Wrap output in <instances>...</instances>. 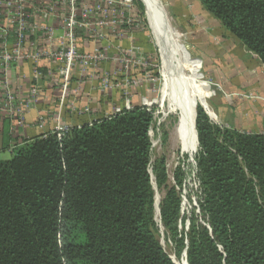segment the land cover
Wrapping results in <instances>:
<instances>
[{
	"label": "trees",
	"instance_id": "1",
	"mask_svg": "<svg viewBox=\"0 0 264 264\" xmlns=\"http://www.w3.org/2000/svg\"><path fill=\"white\" fill-rule=\"evenodd\" d=\"M197 1L264 66V0ZM154 114L134 106L0 156V264H174L157 236ZM196 130L198 214L182 216L164 161L153 167L166 239L187 264H264V135L224 130L200 106Z\"/></svg>",
	"mask_w": 264,
	"mask_h": 264
},
{
	"label": "rangeland",
	"instance_id": "2",
	"mask_svg": "<svg viewBox=\"0 0 264 264\" xmlns=\"http://www.w3.org/2000/svg\"><path fill=\"white\" fill-rule=\"evenodd\" d=\"M60 1L62 0H52V6L54 7V14L52 16L45 17L42 13L40 15L36 14L34 20L40 23H51L56 30L60 31L62 36V22L60 18L66 14V11L62 12L59 5H54L60 3ZM162 1L171 26L178 34L177 38L183 50L182 63L184 64V68L187 70V63L190 62L198 76V90L204 100H196V109L199 106L202 107L210 121L224 130L237 131L244 134L264 135V97H261L254 90L248 89L252 88L253 84L248 83L249 77H246L245 72L240 69V65L236 62L237 55L231 56L229 51L223 50L226 47H222V52L218 49L226 45L237 49L236 39L197 0ZM86 2L92 5L96 0H86ZM134 2L136 7L135 12L138 17L141 14L138 3L144 8V16L142 18L136 17L143 27V31L140 33L141 37L135 38L130 43L132 44L131 47L124 44V41L118 40V43L113 45L112 52L114 51L120 55L118 47L121 51L130 50L131 57L140 65L127 71L124 65L122 69L118 67L122 62L117 61L116 64H112L108 60H103L87 76L78 75V72H76L70 81L73 87L69 90V93L65 94V104H63L64 107H68L71 117L90 114L91 108L87 106V102L83 105L78 102L81 100L79 97L81 90L87 89L85 91L91 97L88 96L86 98L91 101L90 99L94 97V106L97 107L99 105L102 108L110 105L113 106H110L112 108L108 113H105L101 118L96 120L103 119L118 108L125 109L127 103L131 107H134L142 106L145 102L147 107H155L154 123L150 132L152 140V165L150 171L153 175L155 164L161 160L164 161L167 174L166 187L167 189L172 187L177 188L181 199L182 216L189 220L193 216V213L198 214L199 182L197 180L198 166L196 156L199 152V146L196 150V143L195 150L192 153L184 150V133L183 131H178L182 117V112L179 109L180 106L178 102L172 100V97L169 99L166 97L163 101L165 80L163 78L160 55L161 49L158 47L154 33L149 26L143 3L140 0H134ZM80 36L79 48L83 53H93L96 49L103 52L106 47V45L98 44L99 42L96 43V41L90 39V33L81 32ZM36 37H39L41 40L46 38L44 34H37ZM110 54L108 57L111 56ZM253 61L254 59L245 62L253 64ZM107 63L111 65L107 67ZM107 77L112 78V82L108 86L104 83ZM45 80L50 83L49 86H52V90H56L55 92L46 94L51 96L50 103L56 100V106L52 110H47L46 113L45 111L44 113L43 111H38L35 123L39 127V118L43 117V128L48 126L47 123L51 115H56V117L60 115L62 117L64 108L60 106L62 104V92L58 83L61 77L57 76L54 80L52 77L47 78L45 73H43L41 79H36L30 83L28 100L32 103V106L35 107V105L40 104L42 101L41 98H43L42 95L45 91ZM33 86H37L39 90L38 95L34 97L31 95V88ZM74 86H79V89L74 90ZM57 96L58 98L55 99ZM71 98H74L73 101H70ZM202 103H205L206 106L203 107ZM29 107L31 108V106ZM28 112H30L29 109L26 110V115ZM93 122L91 121L88 124ZM55 123H59L58 117ZM17 126L18 128H23L24 124H17ZM67 127L71 128V126L62 125V128ZM24 141L26 140H14L10 144V150L5 149V146L4 152L0 153L1 159L10 160L13 153ZM177 174H182L183 177L181 187L177 186ZM154 187L155 193L159 194L162 201L167 189H159L155 180ZM188 220L185 225L181 226V229L185 232L189 229L190 223ZM157 227L159 229L157 236L164 250L171 257L175 256L172 243L166 239L165 233H161L158 224Z\"/></svg>",
	"mask_w": 264,
	"mask_h": 264
},
{
	"label": "built area",
	"instance_id": "3",
	"mask_svg": "<svg viewBox=\"0 0 264 264\" xmlns=\"http://www.w3.org/2000/svg\"><path fill=\"white\" fill-rule=\"evenodd\" d=\"M52 5V0H0V72L3 81L0 85V115L16 118L19 124H23L28 107L17 100L10 88L8 74L12 66H20L23 62L30 64L35 81L43 76V64L51 65L48 77L54 80L57 76L61 77L58 85L62 92L60 106L63 108L65 94L73 87L70 81L74 74L78 72V75L87 76L101 61L108 59L107 53L113 49L111 35L119 41L129 39L132 43L143 31L140 21L133 14L136 9L134 0H96L92 5L86 0H62L54 4L59 5L62 12L66 11L60 18L62 36L58 46H55L56 28L51 23L34 20L36 14L52 16L54 14ZM125 28H130L128 33L124 32ZM81 32L90 33V39L106 45L103 52L95 50L93 53H83L79 48ZM37 34L46 36L44 42H40ZM10 37H14L12 46L9 45ZM118 50L120 51L118 59L127 71L140 65L130 57V50L121 51L119 47ZM111 82L112 78L107 77L104 80L106 86ZM78 89L79 86H74V90ZM38 93L37 86H33L32 97ZM142 107H147V104L144 102ZM132 109L133 107L127 103L125 109L118 108L103 119H111L123 110ZM38 124L43 128V117L39 118ZM55 129L52 133L62 138L69 128H62L58 124Z\"/></svg>",
	"mask_w": 264,
	"mask_h": 264
},
{
	"label": "crops",
	"instance_id": "4",
	"mask_svg": "<svg viewBox=\"0 0 264 264\" xmlns=\"http://www.w3.org/2000/svg\"><path fill=\"white\" fill-rule=\"evenodd\" d=\"M143 5H144V3H143ZM144 7H145V5H144ZM129 29L125 28L124 32L128 33ZM55 35H56L55 46H58V43H59L60 38H61L60 31L57 30ZM139 37H141V36H139ZM136 38H138V36H136ZM40 42L41 43L44 42V39H42V40L40 39ZM110 42H112V44L115 45L118 43V40L116 39V37L114 35H111L110 36ZM123 43L128 45V46L130 45V47L132 46V44H130V42H129V39L124 40ZM13 44H14V37H10L9 45L12 46ZM98 44H100V43H98ZM236 45H237V49L231 48L227 45L221 46L218 49L221 50V52H222V47H226V49H223V50L229 51L231 56L237 55L238 58H237L236 62L240 65V67H241L240 69L245 72L246 77L247 78L249 77L248 83L253 84V87L252 88L250 87L248 89L254 90L261 97H264V66L261 64L259 59L253 53L249 52L239 41L236 42ZM96 50H98V49H96ZM109 54L111 55L110 57H108ZM109 54L107 53V58H108L107 60L110 63L116 64L117 61L121 63V61H119V59H118L119 55L116 54V52L111 51V52H109ZM253 59H254L253 64L246 63V62H249ZM110 63H107L106 66L107 67L110 66L111 65ZM50 67H51V65H49L48 63L43 64L42 71H43V73H45L47 75V78H49L48 74H49L50 69H51ZM118 67L120 69L124 68L122 63L119 64ZM8 81L10 83V88L12 89V92L15 93L17 99L20 102H22L23 104L27 105V107L31 106V108L30 107L28 108L30 110V112H28L27 115H25V119L23 122V124H24L23 128H18L17 124H19V123H18L16 118L0 115V152H4L3 150H5L4 147L6 145L5 144L6 140L8 142L6 149L10 150V148H11L10 144L14 140H29V139H32L36 136L53 132V130L55 129L57 124H60L61 126L63 125V126H71V127H80L84 124H88L91 121L93 122L94 120L101 118L105 113H108L110 111V109L113 107L112 105H110V106H112L111 108H110V106L103 107V108L99 105L97 107L94 106L95 105V102H94L95 98L94 97L91 99L89 98L91 100V101H89L86 98L89 96V95H87V91H85L87 89H85V90L82 89L81 93L79 95L81 100L78 102L81 105H83V104H85V102H87V106L89 108H91L90 114L71 117L69 114V111H68V107L65 106L63 108L62 117L60 115L57 116L59 119V123H55V120L57 119L56 115H51V118L48 121V123H50V124L47 123V125H48L47 127L40 128V127L36 126V123H35L37 120V115L40 111H43V113L45 111V113H46L47 110H52L53 108H55L54 106H56L55 105L56 100H54L53 103H50L49 101H50L51 96L50 95L48 96L46 94H50L49 92L52 93V92H55L56 90H52V88H51L52 86H49L50 83H48L47 80H45V82H44L45 83V86H44L45 91L42 95L43 98H41L42 101L40 102V104L35 105V107L32 106V103L28 99H29V95H30L29 93H30V87H31L30 83L32 81H34L33 80V73H32V67L30 66V64L25 63V62L21 63L20 66H12V68L8 74ZM2 82L3 81L1 78V72H0V85ZM41 87H43V86H41ZM57 95H59V94H57ZM89 97H91V96H89ZM57 98H58V96L55 99H57ZM73 99L74 98H71L70 101H73ZM103 111H105V112H103Z\"/></svg>",
	"mask_w": 264,
	"mask_h": 264
},
{
	"label": "bare ground",
	"instance_id": "5",
	"mask_svg": "<svg viewBox=\"0 0 264 264\" xmlns=\"http://www.w3.org/2000/svg\"><path fill=\"white\" fill-rule=\"evenodd\" d=\"M146 8V16L151 27L158 47L161 49V60L163 67V101L166 97L178 102L182 112L178 131H183L184 150L192 153L195 150L194 119L196 100H204L198 90V76L190 62L187 63V70L182 63L183 50L180 47L177 32L172 28L167 11L162 0H141ZM186 61V60H185ZM182 94V95H180ZM184 94V95H183ZM182 96V97H181ZM205 104V103H204ZM206 106V104H205ZM177 131V132H178ZM160 196H155V221L164 234L159 216ZM175 264H187L186 257L178 259L173 256Z\"/></svg>",
	"mask_w": 264,
	"mask_h": 264
},
{
	"label": "water",
	"instance_id": "6",
	"mask_svg": "<svg viewBox=\"0 0 264 264\" xmlns=\"http://www.w3.org/2000/svg\"><path fill=\"white\" fill-rule=\"evenodd\" d=\"M202 106L205 107V104L202 103ZM196 119H197V109L195 107V119H194V128H195V132H196V135H197V140H198V133H197V130H196ZM150 175L152 177V181H153V186H154V176L152 175L151 171H150ZM154 190H155V187H154ZM159 216H160V209H159ZM186 254H187V251L184 252L183 256L186 257ZM170 258L172 259V257L170 256ZM172 261L174 262V260L172 259ZM175 264V262H174Z\"/></svg>",
	"mask_w": 264,
	"mask_h": 264
}]
</instances>
